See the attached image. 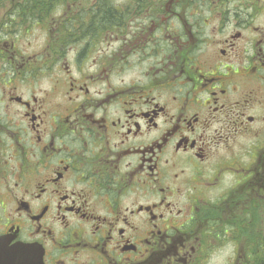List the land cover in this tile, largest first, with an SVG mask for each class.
<instances>
[{
    "label": "flooded vegetation",
    "instance_id": "obj_1",
    "mask_svg": "<svg viewBox=\"0 0 264 264\" xmlns=\"http://www.w3.org/2000/svg\"><path fill=\"white\" fill-rule=\"evenodd\" d=\"M25 2L0 23V264L260 257L264 0H71L56 57L19 46Z\"/></svg>",
    "mask_w": 264,
    "mask_h": 264
},
{
    "label": "rangeland",
    "instance_id": "obj_2",
    "mask_svg": "<svg viewBox=\"0 0 264 264\" xmlns=\"http://www.w3.org/2000/svg\"><path fill=\"white\" fill-rule=\"evenodd\" d=\"M24 0H0V23L5 20L7 22H11V20L13 19L12 16H16V15H12L11 12L14 11L11 7H12V3H16V2H22ZM79 2L81 1H97L99 2V7L100 8V0H77ZM103 1H107V0H103ZM109 3L113 4L114 6H117V8H119L121 11L124 12V8H125V3L127 2V0H108ZM64 10L62 11L61 15L63 14ZM12 17V18H11ZM15 18V17H14ZM38 23V21H37ZM61 23V22H60ZM31 26L33 27L32 30V34H30L29 36L24 35L22 39H20V45L22 50L26 53L30 52V50L34 51V53L37 56H43L45 57L46 54H52V56L56 57L57 54V50H59L62 46L61 44V40L58 44H56V41L54 38L50 40H46V34L44 32V30L40 27L37 26L35 27V23L31 24ZM166 26H168V24H165V28ZM56 27H60L59 25H57ZM82 33L81 32H77V39L78 41L81 39ZM152 46L157 49V46L155 44V42H152ZM119 54V53H118ZM128 53L125 54L124 56L121 54L119 55H114V59H118V61H121V59L123 57H127ZM126 59V58H123ZM126 62V61H123ZM137 66V65H134ZM145 68V66H144ZM133 69V68H131ZM136 73H140L138 71V69H133L131 72V75L134 76ZM252 235V229L251 226H249V233L247 234L248 237H251ZM250 242H252V238H250ZM252 250V249H251ZM237 250H235L234 246L230 243H227L226 247L223 249L222 252H219L217 254H213L212 257L210 258V260L207 262V264H226L227 261L228 262H234V255H236ZM260 258H261V254H260ZM231 264H235V263H231ZM237 264V262H236Z\"/></svg>",
    "mask_w": 264,
    "mask_h": 264
},
{
    "label": "trees",
    "instance_id": "obj_3",
    "mask_svg": "<svg viewBox=\"0 0 264 264\" xmlns=\"http://www.w3.org/2000/svg\"><path fill=\"white\" fill-rule=\"evenodd\" d=\"M68 1L71 0H26L25 3L18 5V8L24 11L29 10L30 13L24 16H28L30 18V21L32 23H35V27L40 26L42 28L45 24L48 23L47 20H49L51 17L59 16V12L65 9L64 7L67 6L66 2ZM100 9L108 10L105 12V14H107V16H111V10L108 0H100ZM251 249V245H249L248 248L244 249L245 257L241 261V264H264V247L261 246L260 249L261 258L259 256H256V254L253 253V249Z\"/></svg>",
    "mask_w": 264,
    "mask_h": 264
}]
</instances>
